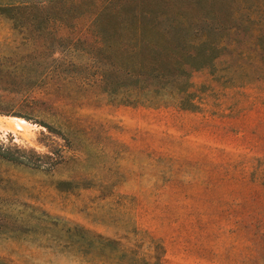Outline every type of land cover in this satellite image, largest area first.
<instances>
[{
	"label": "rangeland",
	"instance_id": "1",
	"mask_svg": "<svg viewBox=\"0 0 264 264\" xmlns=\"http://www.w3.org/2000/svg\"><path fill=\"white\" fill-rule=\"evenodd\" d=\"M195 1L62 0L59 16L46 0L17 29L0 14V146L21 158H0V212L19 220L26 203L45 212L30 231L0 237L8 262L168 264L172 251H192L219 264H264V53L252 43L238 67L227 54L195 71L197 109L117 104L80 89L98 72L96 28L84 24L98 14L223 15L229 5L240 16L264 7ZM10 117L29 124L14 127ZM78 228L110 243L85 244Z\"/></svg>",
	"mask_w": 264,
	"mask_h": 264
},
{
	"label": "trees",
	"instance_id": "2",
	"mask_svg": "<svg viewBox=\"0 0 264 264\" xmlns=\"http://www.w3.org/2000/svg\"><path fill=\"white\" fill-rule=\"evenodd\" d=\"M46 0H15L0 2V14L7 17L14 29L26 25L21 18L31 21L38 18V3ZM52 3L54 14L62 16V0H47ZM76 0H70L75 7ZM197 9H206L200 0L194 2ZM108 1L106 8H109ZM45 19H49L48 7ZM259 13V16L254 14ZM263 8H256L247 15H238L230 6L223 15H213L212 9L202 14L188 16L166 14H115L107 11L84 22L96 28L93 35L95 61L98 71L85 76L80 83L81 90H94L106 94L117 104L168 105L176 104L185 109H197L198 95L194 92L192 74L203 68L215 66L225 55L242 65L248 58V46L264 53ZM20 17V20H19ZM52 17V16H51ZM50 17V18H51ZM77 18V16L75 17ZM44 22L37 27L44 28ZM83 25V24H82ZM169 27H176L171 30ZM249 35L243 44L241 36ZM86 96L82 102L89 101ZM78 101L81 98H74ZM0 158L19 162L18 156L0 146ZM62 181V184H69ZM25 216L19 220L11 214L0 212V237H13L16 232L30 231L29 221L34 214L38 218L44 211H38L28 203L24 204ZM2 208H0L1 211ZM85 236V244L94 242L108 245L109 240L84 228H78ZM0 264H11L0 254Z\"/></svg>",
	"mask_w": 264,
	"mask_h": 264
},
{
	"label": "crops",
	"instance_id": "3",
	"mask_svg": "<svg viewBox=\"0 0 264 264\" xmlns=\"http://www.w3.org/2000/svg\"><path fill=\"white\" fill-rule=\"evenodd\" d=\"M168 258L171 259L168 264H219L218 261L213 262L210 254L205 252L172 251Z\"/></svg>",
	"mask_w": 264,
	"mask_h": 264
},
{
	"label": "bare ground",
	"instance_id": "4",
	"mask_svg": "<svg viewBox=\"0 0 264 264\" xmlns=\"http://www.w3.org/2000/svg\"><path fill=\"white\" fill-rule=\"evenodd\" d=\"M8 121H10V123L14 124V127L17 126V128L18 127L19 128H23V127L25 128V126L29 124V122L27 120H25L24 118H20V117H10ZM30 126H31V124H30Z\"/></svg>",
	"mask_w": 264,
	"mask_h": 264
}]
</instances>
